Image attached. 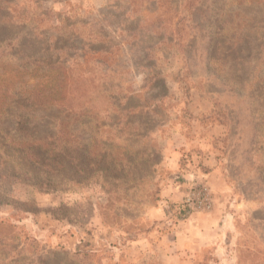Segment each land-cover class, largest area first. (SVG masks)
<instances>
[{
  "label": "rangeland",
  "instance_id": "rangeland-1",
  "mask_svg": "<svg viewBox=\"0 0 264 264\" xmlns=\"http://www.w3.org/2000/svg\"><path fill=\"white\" fill-rule=\"evenodd\" d=\"M3 7L0 139L24 119L54 143L65 104L104 102L71 115L52 189L0 155V264H264V0ZM24 91L62 108L6 113Z\"/></svg>",
  "mask_w": 264,
  "mask_h": 264
},
{
  "label": "trees",
  "instance_id": "trees-1",
  "mask_svg": "<svg viewBox=\"0 0 264 264\" xmlns=\"http://www.w3.org/2000/svg\"><path fill=\"white\" fill-rule=\"evenodd\" d=\"M3 1L4 0H0V18L3 16L6 17V15L3 14L5 11V8L3 7ZM37 19L40 21L52 20V18L48 19L44 15L43 17H37ZM2 20H0V23L4 22V19ZM17 45L18 43H13V40L4 41L0 43V59L3 56L6 58V62L0 63V67L5 66V64L8 63L10 64L9 61H11L12 54L14 53ZM98 66H100V64H98ZM82 81L83 79L76 80L77 84H80ZM81 85L78 86L80 87ZM81 90L82 89H80V91ZM15 93V102L17 103H9L4 110L6 113H19L23 110L34 113L37 110L50 111L52 109L57 110L56 112L59 113V108H62V106H59L60 104L57 103V101H48L47 99L41 98L40 93L35 91H24ZM96 93V91L92 92L87 99L84 96L85 94H80L79 97L76 98L74 101H70L68 104L64 105L65 109L68 110V114H66L65 120L60 121L57 124L59 126V130H61V133L59 136H57V138L61 139H54L55 142L52 141L54 143H49V140L54 138L51 136L42 140L37 139L35 136L36 129L33 128V131H31V129L27 127L29 125L28 122H24V119H19L20 121H18L17 129L14 131V135H16L17 140L10 136L3 137L2 139H0V155L3 156L4 159V161L2 162V168L6 167L4 166V164L6 165L8 163H12V156L16 160H19L21 165L23 163V167L24 165L26 167L37 165L39 168V174L42 175V179H44V181L40 179V182L34 183L33 186L38 188L39 190H49L50 188L52 189V187L56 184L54 183V178H50V174L52 176L53 174L58 173L60 169H64L65 161L67 159V153L69 150L67 148L68 142L64 143L62 137H64V135L67 136L69 134L68 131H66V128H68L67 125L69 123V119L70 117H72L71 115H73V113L87 114L89 113V111L96 109L102 102H104L101 101L100 94ZM75 149L77 148L75 147ZM19 167H21L20 164H17V170L19 169ZM78 172L84 174V177H78L77 179H64V181L75 182V184H78L82 180L87 181L90 176H93L91 175L92 173H84V170L82 169L78 170ZM104 172H107V169L101 170L100 174H104ZM22 174L29 173L24 170ZM34 177L39 178L36 175Z\"/></svg>",
  "mask_w": 264,
  "mask_h": 264
}]
</instances>
